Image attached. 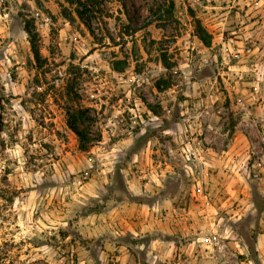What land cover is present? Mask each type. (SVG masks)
<instances>
[{
    "label": "rangeland",
    "instance_id": "rangeland-1",
    "mask_svg": "<svg viewBox=\"0 0 264 264\" xmlns=\"http://www.w3.org/2000/svg\"><path fill=\"white\" fill-rule=\"evenodd\" d=\"M99 8L0 0V264H264V0Z\"/></svg>",
    "mask_w": 264,
    "mask_h": 264
},
{
    "label": "trees",
    "instance_id": "trees-1",
    "mask_svg": "<svg viewBox=\"0 0 264 264\" xmlns=\"http://www.w3.org/2000/svg\"><path fill=\"white\" fill-rule=\"evenodd\" d=\"M68 4L75 6L76 10L75 13L80 19V21L87 27V29L92 33V35L96 38L95 32L93 31V23L96 19L94 14L97 15L99 13L98 17H102L103 12H97L99 10L101 3L108 0H65ZM67 18H72L71 15L65 14ZM28 36H29V42L31 44L32 52L34 54L36 62L40 63L42 60L41 51L38 44V34L30 26H26L25 28ZM201 40L205 42V44L209 45L211 44L209 40V36L207 34H201ZM117 69H119L117 67ZM123 71V70H120ZM68 115V126L69 128L75 133V135L78 137L79 141V148L83 152H88L93 145L100 141V139H96L91 134V130L93 127L94 119L90 116L89 111L87 109H84L82 107H76V108H69L67 110Z\"/></svg>",
    "mask_w": 264,
    "mask_h": 264
},
{
    "label": "water",
    "instance_id": "water-1",
    "mask_svg": "<svg viewBox=\"0 0 264 264\" xmlns=\"http://www.w3.org/2000/svg\"><path fill=\"white\" fill-rule=\"evenodd\" d=\"M1 124V123H0Z\"/></svg>",
    "mask_w": 264,
    "mask_h": 264
}]
</instances>
